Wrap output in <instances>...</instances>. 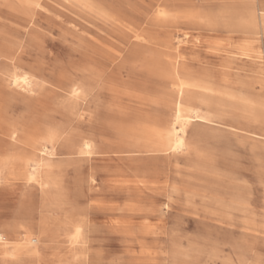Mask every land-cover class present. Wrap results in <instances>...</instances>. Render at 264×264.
Returning a JSON list of instances; mask_svg holds the SVG:
<instances>
[{
    "label": "rangeland",
    "instance_id": "374dc122",
    "mask_svg": "<svg viewBox=\"0 0 264 264\" xmlns=\"http://www.w3.org/2000/svg\"><path fill=\"white\" fill-rule=\"evenodd\" d=\"M261 11L0 0V234L37 249L0 264H264Z\"/></svg>",
    "mask_w": 264,
    "mask_h": 264
},
{
    "label": "bare ground",
    "instance_id": "6f19581e",
    "mask_svg": "<svg viewBox=\"0 0 264 264\" xmlns=\"http://www.w3.org/2000/svg\"><path fill=\"white\" fill-rule=\"evenodd\" d=\"M88 5H89V3H88ZM111 17H109V18H111ZM250 18L251 19H249L247 22L248 23L251 22V25L254 27V29H257L258 27L264 28V11H261V22H260V20L257 21V17H256L255 13H254V15L250 16ZM113 20L115 22V19H113ZM247 22H245V23H247ZM173 50H174V48H173ZM28 81L29 80L26 76L21 77V78L18 76L12 77V83L14 85H17L19 83L28 84ZM175 82H176V84H175L176 93H177L179 98H178V101L176 103L174 118H173V121L171 123L170 129L167 131L166 136L165 137L163 136V138L166 140V142L168 143V147L171 150L178 151V150H181L185 145L184 136H185L186 125L189 124L191 121V117H188L186 114L192 113L195 115L196 118L199 117L198 112H196L194 110L188 111L186 109L184 102L182 101V97H183L184 93L188 92L191 88L199 87V88L203 89V87H200L194 83H191L190 81L184 80L180 76L179 71H177V78H176ZM84 148L90 149V144L85 143ZM3 165H6V163ZM0 248L4 250L6 257H8V258H15L19 255H23V256L24 255H30L31 256V255H34L37 253L36 247L33 246V240H31L27 234H24L19 241H15V242L8 241L4 237L3 234H0Z\"/></svg>",
    "mask_w": 264,
    "mask_h": 264
}]
</instances>
